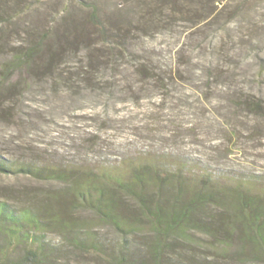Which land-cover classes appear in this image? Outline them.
Instances as JSON below:
<instances>
[{
    "label": "rangeland",
    "instance_id": "obj_1",
    "mask_svg": "<svg viewBox=\"0 0 264 264\" xmlns=\"http://www.w3.org/2000/svg\"><path fill=\"white\" fill-rule=\"evenodd\" d=\"M179 1L181 9L196 6L208 14L205 0ZM169 3L26 0L29 10L1 32L33 24L53 39L66 33L68 45L55 60L60 70L0 80V155L81 169L155 160L171 172L207 174L223 183L264 179V110L253 115L245 104L264 103V0H223L199 24H192L195 13L182 15ZM93 8L112 35L123 36L122 47L104 43L87 24ZM68 20L87 40L67 32ZM10 50L0 51V64ZM59 188L58 182L0 172V200L16 206ZM71 217L117 248L120 237L94 213L78 210ZM60 234L48 235L67 249L60 264H108L68 247ZM196 239L208 243L203 235Z\"/></svg>",
    "mask_w": 264,
    "mask_h": 264
},
{
    "label": "trees",
    "instance_id": "obj_2",
    "mask_svg": "<svg viewBox=\"0 0 264 264\" xmlns=\"http://www.w3.org/2000/svg\"><path fill=\"white\" fill-rule=\"evenodd\" d=\"M191 1L193 5L198 3ZM222 1L202 2L208 13L203 16L195 11L196 6L189 11L181 9L179 0H168L182 15L195 13L192 24L204 21ZM25 3L0 0V51L11 49L0 64V80L60 70L55 60L61 48L68 45L66 33L62 39L56 32L58 36L53 39L33 24L23 31L13 28L1 32L2 25H11L29 10ZM87 24L104 43L124 45L123 36L112 35L98 19L95 8ZM65 25L71 27L67 32H77L87 40L84 31L76 30V23L68 20ZM21 34L26 38H20ZM12 36L16 37L11 40ZM245 104L250 114L263 113L261 100H247ZM0 172L23 173L62 184L60 193L42 195L32 204L16 206L0 200V264H60V258L68 252L48 239L53 232L61 233L68 247L108 264H232L228 259L234 264L264 262V179L256 176H250L252 182L223 183L207 174L171 172L155 160L81 169L21 164L1 155ZM78 210L94 213L113 228L120 237L117 248L103 240L89 223L72 218ZM196 234L205 236L207 245L197 240Z\"/></svg>",
    "mask_w": 264,
    "mask_h": 264
}]
</instances>
